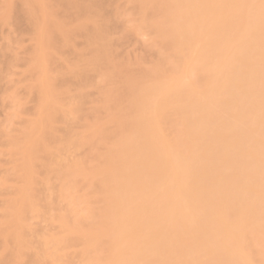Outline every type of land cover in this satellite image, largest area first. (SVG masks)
I'll return each mask as SVG.
<instances>
[{"label":"bare ground","instance_id":"bare-ground-1","mask_svg":"<svg viewBox=\"0 0 264 264\" xmlns=\"http://www.w3.org/2000/svg\"><path fill=\"white\" fill-rule=\"evenodd\" d=\"M14 1L1 2L2 24ZM19 1L34 41L21 88L36 101L8 144L0 264H72L73 247L80 264H264V0H126L166 50L148 70L120 68L105 10L118 0ZM99 75L112 87L85 108ZM84 113L105 117L70 133ZM93 148H105L98 167L63 157ZM82 182L106 206L86 220L59 211L60 236L36 241L45 189Z\"/></svg>","mask_w":264,"mask_h":264},{"label":"rangeland","instance_id":"rangeland-1","mask_svg":"<svg viewBox=\"0 0 264 264\" xmlns=\"http://www.w3.org/2000/svg\"><path fill=\"white\" fill-rule=\"evenodd\" d=\"M10 1L12 2V0H10ZM18 1H14L16 3H14V2L12 3L13 8H12L11 3H10V6H11L10 9H11V11L13 9V12H14V14L13 13L11 14L12 15L11 17H10V15L8 16V18H11V19H9L10 22L7 23V22H5L6 20H4V24H2L1 22H3V20L1 19V17L3 14H5V12L7 13L8 11H6L7 9L4 7L6 10L3 11V13L0 12V14H1L0 26H2V27H0V53H3V51H1L2 48H3V50L5 49L4 50L5 53L0 54V56L4 55V56H2L3 59H1V57H0V62H1L0 63V70H1L0 73L3 75L2 76L0 74V85L3 84L2 86H0V92H1L0 93V182H2V180H1L2 177H6L7 179H11V180L13 179L12 178L13 177L12 176L13 171L11 170L12 157L8 154V144L10 143V141L13 137L18 136L22 126L31 117L29 115L31 112L30 109L32 107H34V106H32V103L34 105L35 101H36L35 97H34L35 101H34V99H32L33 96H35L34 93H31V95L33 94V96L30 99V97H27L28 95L30 96V93L27 94L28 93L27 91H23L27 88H25V89L21 88L22 86L23 87L26 86L23 83H25V81L27 80L26 79L27 75H28L27 78L30 80V81L29 80L28 81L31 82V74L27 73V75H26L27 68H25V66L27 65L26 63L28 62V58L30 55L29 53L34 46V41L32 38L33 33L31 32L33 29L30 30V28H27V27H29V24L26 22V20H24L27 18L26 17L27 13H25L26 15L21 16L22 12L24 13L25 11L23 9H22L23 10L22 12L19 11V10H21L20 9L21 8L20 7L21 1H19V2ZM1 2L3 5L4 2L6 3V0L5 1L0 0V5H1ZM13 4L16 6V9L14 8ZM22 4H24V3H22ZM115 5H116L115 7L112 6V7H114V9L111 6H109L105 10H106V12L110 13L111 9H112V11L114 10V13H115V16L113 18L112 24L109 26L110 27L109 29H110L111 37L113 38L112 39L113 40L112 41V45H113L112 47H113L114 53L117 54V58L121 62L120 68L128 66L132 70H137V68H138L137 64H139L141 69H144V70L150 69L151 64H153V62L157 58L163 56V54L166 53V50L162 47V45H160L158 40L155 38V33L158 32L159 29L154 28V27H152V28H146V27L139 28V16L134 15L132 13V11L130 10L131 7L127 3L126 0H118L115 3ZM4 6H5V4H4ZM0 7L3 8L2 6H0ZM17 7H19L18 8L19 10L17 9ZM22 7H23V5H22ZM56 7L57 8H55L54 10L55 11H56V9H57V11L62 10V14H63V9L62 8L58 9V6H56ZM109 8H110V10H109ZM8 10H9V8H8ZM14 10H17V11H14ZM106 12L104 11V13H103L104 16L106 15L105 14ZM10 13H8V14H10ZM56 13L60 17L59 21H62L61 18H63V20H64L65 17H64V14L62 16L61 11L59 12L60 14L58 12H56ZM15 14H16V16H15ZM13 15H14V17H13ZM19 16H21V17H19ZM23 16H25V18ZM55 16H57V15L55 14ZM58 16L56 18H58ZM20 18H22V19H20ZM66 19L67 18H65V20ZM22 22H23V24H22ZM11 24H13V25H11ZM18 24H20V25H18ZM17 25H18V27H17ZM26 25H27V27H26ZM21 26L24 28V29H21L22 31H20ZM12 28H13V30H12ZM8 29H10L13 32H11ZM16 29H19V31ZM24 30H27V31H24ZM9 31H10V34H9ZM20 32L21 33L24 32L23 33L24 35L21 34ZM28 32L29 33L31 32V35H29ZM108 32H109V30H108ZM12 33L14 34L15 37H13ZM18 33L20 35L17 36ZM5 37L6 38L11 37V38L6 39ZM79 37H81V36H79ZM12 38H13V40H12ZM7 40H9V42ZM82 41L84 42V40H82V39L80 40L79 38H77L75 40V42L73 41V43H75V46L77 49H79V48L81 49V45L83 44ZM72 45L74 46V44H72ZM4 46H7L8 49L5 48ZM9 49H10L11 53H10ZM67 49L64 50V52L67 55L69 53H67L66 51L72 53L71 48H70V50L69 49L67 50ZM12 52H13V54H12ZM10 54L12 55V57L14 54H16V55H14V57H16V58L11 59L10 58L11 56L10 57L8 56ZM66 54H63L64 58L67 57ZM190 54H192V56L194 55V53H190ZM65 55H66V57H65ZM70 56H72V55H70ZM260 56L261 55L259 53H257L254 57L256 59H258V58H260ZM15 59L17 60V62ZM61 59H62V63H63V58H61ZM59 60L57 59L54 62V67L59 65V67H57V68H60L59 63H61V61L59 62ZM7 62H8V65H6ZM10 62H12L13 66ZM64 62H65V60H64ZM2 63L5 66H3ZM63 64H61V68H62V66H64ZM3 67H4V69H3ZM5 67L6 68L8 67L9 69H6ZM3 73L6 75L5 77H4ZM23 74H25V80L23 79L24 78ZM100 76L101 75L94 77V79H93L94 83H93L92 87H88L85 90L86 95L88 96V103L85 105V108H88V109L98 108L99 105L97 104V102L100 99V96L103 92V89L106 90V89H110L112 87L108 82H104ZM3 77H4V79H3ZM238 80L244 81V78L239 77ZM20 83H21V85H20ZM24 92L26 93V96H24L25 95ZM28 99H29V101L31 100L30 103H29ZM24 101L26 102L23 105L24 107L23 106L19 107V104L23 103ZM27 102H28V104H27ZM24 108L27 110H25ZM28 109H29V111H28ZM21 111H23L24 114H22ZM104 117H105V113H84L83 120L77 119V120H74L72 122L70 133L77 135L83 131V126H92ZM110 127H114V124H111ZM104 152H105V148H102L99 150L93 148L91 150H82L79 153L78 152H72V153L69 152V153H66L65 155H63V157H65V159L70 160V161L75 159V158L88 159V161L91 165L98 167L102 164V156H103ZM6 178H4V179H6ZM11 180H8V182L4 186L0 183V208H2L1 206H3V204H4L3 202L5 201V198L8 196V194L11 192V190L13 188L14 183ZM51 183L53 184V188L58 186V183L55 180H52ZM45 190L46 191L43 192V198L44 199H50L51 198L52 202L49 203V205L47 206L48 207L47 210L39 218H34V219H31V221H30V223L33 224V227L37 231L36 241H40L41 239H46L50 236H55V237L60 236L59 224L51 218V216L57 214V212H59V211L60 212H65V211L67 212V210H69V211L71 210L75 214L77 213L80 218L86 220V219L91 218V214H90L91 210H100L106 206V204L103 201L102 196L95 198V197H93V195H91V192L88 189V185L86 182H82L79 185V187H77L74 190L65 191L62 196L59 195L57 189H55L53 191L47 190V189H45ZM66 216L68 219L73 220L74 214L72 212L71 213L67 212ZM126 217L127 216L125 214L121 215V218H123V219H125ZM80 250H81V247H73V248H70L68 250V253L72 255L70 257V262L72 264H80V258H79V256H77V253H79ZM103 252H104V248L102 246H99V253L103 254ZM92 264H94V263H92Z\"/></svg>","mask_w":264,"mask_h":264}]
</instances>
